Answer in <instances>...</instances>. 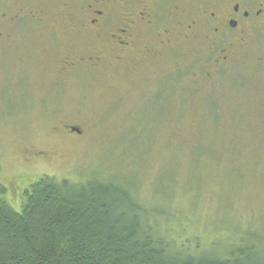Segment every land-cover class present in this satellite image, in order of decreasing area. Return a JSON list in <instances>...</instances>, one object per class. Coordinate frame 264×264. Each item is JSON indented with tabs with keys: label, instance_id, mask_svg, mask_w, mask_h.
Instances as JSON below:
<instances>
[{
	"label": "rangeland",
	"instance_id": "rangeland-1",
	"mask_svg": "<svg viewBox=\"0 0 264 264\" xmlns=\"http://www.w3.org/2000/svg\"><path fill=\"white\" fill-rule=\"evenodd\" d=\"M239 48L221 71L182 54L174 73L164 56L79 76L61 72L60 53L11 52L0 69L4 199L21 213L44 176L97 178L132 191L154 230L195 254L264 238V37Z\"/></svg>",
	"mask_w": 264,
	"mask_h": 264
},
{
	"label": "flooded vegetation",
	"instance_id": "flooded-vegetation-1",
	"mask_svg": "<svg viewBox=\"0 0 264 264\" xmlns=\"http://www.w3.org/2000/svg\"><path fill=\"white\" fill-rule=\"evenodd\" d=\"M26 31L36 41L18 35ZM251 35L264 37V0H0V69L11 52L37 47L62 54L61 72L73 76L164 56L174 73L182 54L221 71Z\"/></svg>",
	"mask_w": 264,
	"mask_h": 264
},
{
	"label": "trees",
	"instance_id": "trees-1",
	"mask_svg": "<svg viewBox=\"0 0 264 264\" xmlns=\"http://www.w3.org/2000/svg\"><path fill=\"white\" fill-rule=\"evenodd\" d=\"M6 193L0 185V264H264L263 237L241 239L222 257L195 254L157 233L132 191L97 178L44 176L25 190L21 213Z\"/></svg>",
	"mask_w": 264,
	"mask_h": 264
},
{
	"label": "water",
	"instance_id": "water-1",
	"mask_svg": "<svg viewBox=\"0 0 264 264\" xmlns=\"http://www.w3.org/2000/svg\"><path fill=\"white\" fill-rule=\"evenodd\" d=\"M72 130L75 131V132H78V133L80 132V130L78 128H75V127L72 128Z\"/></svg>",
	"mask_w": 264,
	"mask_h": 264
}]
</instances>
